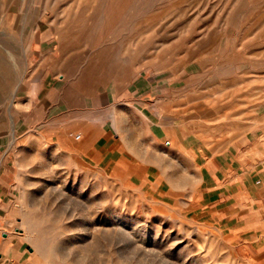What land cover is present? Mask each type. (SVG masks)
I'll return each mask as SVG.
<instances>
[{"label": "rangeland", "instance_id": "rangeland-1", "mask_svg": "<svg viewBox=\"0 0 264 264\" xmlns=\"http://www.w3.org/2000/svg\"><path fill=\"white\" fill-rule=\"evenodd\" d=\"M259 149L264 0H0V264H264L198 176Z\"/></svg>", "mask_w": 264, "mask_h": 264}, {"label": "crops", "instance_id": "crops-1", "mask_svg": "<svg viewBox=\"0 0 264 264\" xmlns=\"http://www.w3.org/2000/svg\"><path fill=\"white\" fill-rule=\"evenodd\" d=\"M132 132V130H128ZM79 133V132H78ZM81 134V133H80ZM81 136V135H80ZM263 150V151H262ZM260 159L223 152L201 163L199 192L204 216L236 236L237 247L245 248L253 262L264 263V149ZM240 157L237 164L234 160ZM10 188L0 181V246L9 248L5 217ZM6 200V202H5ZM1 210H3L1 212ZM1 256H4L1 254Z\"/></svg>", "mask_w": 264, "mask_h": 264}, {"label": "built area", "instance_id": "built-area-1", "mask_svg": "<svg viewBox=\"0 0 264 264\" xmlns=\"http://www.w3.org/2000/svg\"><path fill=\"white\" fill-rule=\"evenodd\" d=\"M75 137H76V138H80L79 134H76Z\"/></svg>", "mask_w": 264, "mask_h": 264}, {"label": "bare ground", "instance_id": "bare-ground-1", "mask_svg": "<svg viewBox=\"0 0 264 264\" xmlns=\"http://www.w3.org/2000/svg\"><path fill=\"white\" fill-rule=\"evenodd\" d=\"M80 136V135H79ZM81 137V136H80Z\"/></svg>", "mask_w": 264, "mask_h": 264}]
</instances>
